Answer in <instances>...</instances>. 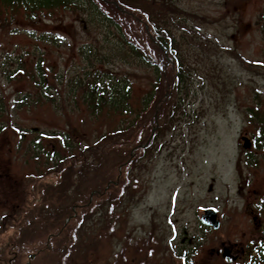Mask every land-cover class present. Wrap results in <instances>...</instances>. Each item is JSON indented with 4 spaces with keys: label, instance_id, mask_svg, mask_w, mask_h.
Here are the masks:
<instances>
[{
    "label": "rangeland",
    "instance_id": "rangeland-1",
    "mask_svg": "<svg viewBox=\"0 0 264 264\" xmlns=\"http://www.w3.org/2000/svg\"><path fill=\"white\" fill-rule=\"evenodd\" d=\"M172 1L187 25L173 28L177 43L185 31L190 38L180 46L189 95L172 116L167 99L177 97L180 63L150 34L146 16H124L128 37L162 70L157 102L125 135L114 132L120 115L93 117L68 97V111L60 110L56 100H39L41 88L24 74L43 58L55 86L56 73L70 78L87 64L85 45L108 52L106 36L89 35L70 10L0 27V264H193L197 247L194 262L208 264L204 210L240 211L243 194L264 191V0ZM128 8L142 17L140 7ZM22 58L25 71L7 77ZM123 62L104 69L129 73L137 104L154 70ZM25 93L33 99L24 106ZM243 135L253 136L249 149ZM55 155L64 163L53 165Z\"/></svg>",
    "mask_w": 264,
    "mask_h": 264
},
{
    "label": "trees",
    "instance_id": "trees-1",
    "mask_svg": "<svg viewBox=\"0 0 264 264\" xmlns=\"http://www.w3.org/2000/svg\"><path fill=\"white\" fill-rule=\"evenodd\" d=\"M104 6L114 7L121 17L110 15ZM128 7H133L134 10L140 7L143 14L141 15L142 17L136 15L137 13L129 10ZM60 10H70L78 13L81 16L80 20L83 23V29L89 35L95 30L106 36V42L111 47L107 50L108 52L103 53L98 48V45L95 46L94 42L93 47H87L84 44L85 46L82 47L81 52H83L84 61L87 64L80 69L78 68L79 70H75L70 78H67V75L63 72L56 73L55 79L58 84H55V86L49 82V76L44 68L45 65H43V58H39L34 64L35 68L33 67L28 74L24 73L26 76L31 77L35 86L41 88L38 94L39 100H56V108L68 111L63 101L68 97L72 107L76 109L77 107L86 106L93 117L100 118L109 114L120 115V120H118L114 128V132L117 135H125L129 132L133 133L137 127V122L144 117L145 113L150 111L154 106V102H157V96L161 88L160 75L162 70H160V66L150 60L143 49L128 37L123 17H136L140 21L143 20V22H145V18L147 17L146 24L150 27V34L154 36L159 46L161 44L168 51L174 62L178 60L180 63L178 66L179 72L175 75V83L173 85V88L178 91L177 97H174L172 100L167 99L170 102L171 115L174 116L178 112L183 105V95H189L187 91L188 83L184 76L187 70L183 69L184 60L182 57L184 55H181L180 50L183 44H188L190 38H188L185 31L180 43H177L179 40L173 34V28L176 25L185 27L187 25L184 16L176 19V15H179L183 11L173 4L172 0H0V27L12 26L15 24V21H19V18L23 22L36 25L48 18H55ZM190 32L194 33L195 31L192 29ZM31 34L33 37L38 35L36 33ZM192 35L190 36L193 37ZM45 37L48 36L45 34L41 35L43 41L47 39ZM115 58L123 59L125 61L123 63L129 62L137 67L154 70L152 76L156 82L153 88H150L142 96L139 103L133 102V82H131L129 73L115 72L112 68L104 69L106 61H111V59ZM13 60L16 61L17 68L15 70L7 69V77L15 79L17 78L15 73L25 71L26 65L23 62L24 58ZM113 65L115 68L116 64L113 63ZM54 90L57 92L56 96H52V91ZM2 96L1 94L0 106L2 101H5ZM18 98L20 104L24 106L29 105L33 99L30 93H25L22 96H18ZM60 101H63L62 104L59 103ZM56 134L61 136V133ZM67 137V134H64L62 139L65 140V144L72 151L75 146L70 141L71 138L69 140ZM148 139L146 141H149ZM34 148L37 149V152L39 151L37 144ZM36 155L39 156L40 153L38 152ZM125 159L128 163L131 161L132 157L130 153ZM53 162V165L59 166L64 163V160L61 156L57 157L55 155ZM46 163H50V160L47 159ZM100 197L103 199L105 195H101Z\"/></svg>",
    "mask_w": 264,
    "mask_h": 264
},
{
    "label": "flooded vegetation",
    "instance_id": "flooded-vegetation-1",
    "mask_svg": "<svg viewBox=\"0 0 264 264\" xmlns=\"http://www.w3.org/2000/svg\"><path fill=\"white\" fill-rule=\"evenodd\" d=\"M249 138L253 143V136ZM241 200L240 211L213 208L218 227L203 224L205 232H211L208 264H264V191L243 194ZM197 253L198 247L190 253L193 264ZM11 261L8 264H15Z\"/></svg>",
    "mask_w": 264,
    "mask_h": 264
},
{
    "label": "water",
    "instance_id": "water-1",
    "mask_svg": "<svg viewBox=\"0 0 264 264\" xmlns=\"http://www.w3.org/2000/svg\"><path fill=\"white\" fill-rule=\"evenodd\" d=\"M244 140V147L245 148H250L251 144L249 142V139L247 137H243ZM202 221L208 223V224H213L215 227H218V223L216 220V211L209 209L205 211V213L202 215Z\"/></svg>",
    "mask_w": 264,
    "mask_h": 264
}]
</instances>
